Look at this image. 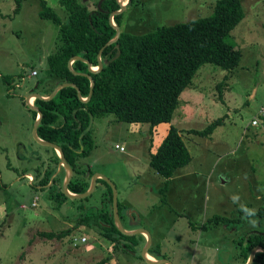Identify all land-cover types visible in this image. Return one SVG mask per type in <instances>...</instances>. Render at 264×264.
Instances as JSON below:
<instances>
[{
  "label": "rangeland",
  "instance_id": "rangeland-1",
  "mask_svg": "<svg viewBox=\"0 0 264 264\" xmlns=\"http://www.w3.org/2000/svg\"><path fill=\"white\" fill-rule=\"evenodd\" d=\"M45 1L62 21L67 20L57 0ZM77 1L93 10L102 0ZM216 1L120 0L124 9L117 26L120 32L146 33L211 15ZM239 1L244 17L226 37L241 53L234 67L227 70L211 62L202 63L192 84L178 96L170 121L151 129L146 122L120 121L112 113L93 116V147L80 158V163L92 171L90 183L97 173L115 187L121 223L122 206L129 199L136 224L148 227L151 231L147 233L154 238L151 225L145 221L146 209L158 203L157 188L165 180L149 167L148 157L171 125L180 130L191 160L168 179L164 210L158 212L161 217L156 216L153 224L157 223L161 231L168 229L166 224L171 229L154 252L183 258L185 264L201 263L206 238L210 254L220 247L203 228L194 232L186 229L188 208L195 210L190 218L197 223L213 213L237 216L234 208L238 204L264 209V0ZM14 8V0H0V264H90L107 253L110 258L106 264H147L140 255L141 248L134 252L122 245L114 250L111 241L98 234L92 220L84 221V216L103 208L104 187L97 180L92 193L82 199L48 198L50 189L62 190V178L44 188L36 186L38 172L52 171V179L63 166L54 160L53 147L33 138L32 111L26 97L55 81L46 55L55 51L61 40L58 24L38 17V0H23L16 15ZM33 68L38 71L35 75L30 73ZM4 74L14 75L11 85L3 79ZM218 117L223 121L210 134L189 132L204 129ZM253 118L257 125L251 124ZM66 173L63 167L60 176ZM233 194H239L238 203L232 202ZM172 213L176 215L168 219ZM61 231L69 232L62 237L40 234ZM75 237L86 240L76 243ZM224 248L233 259L227 244Z\"/></svg>",
  "mask_w": 264,
  "mask_h": 264
},
{
  "label": "trees",
  "instance_id": "trees-1",
  "mask_svg": "<svg viewBox=\"0 0 264 264\" xmlns=\"http://www.w3.org/2000/svg\"><path fill=\"white\" fill-rule=\"evenodd\" d=\"M22 1L14 0V15L19 13ZM38 1V17L58 24V36L61 40L58 48L46 55L48 69L56 79L53 84L50 81L38 94L46 97L60 82L70 81L74 82L81 97L85 98L89 92L90 79L82 72L89 74L94 80L92 94L87 101L78 98L73 86L61 87L51 99L34 98L33 101V106L42 113L36 133L40 139L61 147L73 169L68 186L73 194L84 193L90 185L92 171L80 163V158L88 155L93 147L90 128L93 116L112 113L117 120L146 122L151 129L159 123L170 121L178 96L192 84V77L202 63L211 62L229 70L240 59V50L226 38L244 17L239 0H217L211 15L160 26L146 33L121 31L115 40L108 44L105 43L115 34V28L109 22V15L119 10L117 0H102L93 10H88L77 0H57L63 9V18L66 13V21H62L61 17L47 6L45 0ZM120 18L121 14L113 17L118 26ZM103 45L100 53L102 67L99 69H89L81 58L73 60V69L69 66V60L75 55L86 58L91 66H96L97 53ZM33 70L35 75L37 69ZM14 78L12 74L3 75L8 86ZM32 114L35 121L37 112L32 110ZM222 121L223 117H218L204 129L193 128L189 132L208 135ZM54 160L56 163L60 160L55 150ZM190 160L191 155L181 138L180 130L171 125L163 140L148 157L149 167L165 178V184L159 190L161 195L164 196L168 179L175 170ZM39 174L41 177L36 186L44 188L50 182L52 171L38 172L36 177ZM56 180L57 178L53 177L51 184ZM97 182L104 187L101 202L103 208L84 216V221L92 220L95 227H98V234L111 241L112 249L119 250L122 245L133 249L132 244H136L135 239L140 235L123 234L118 229L112 215L111 188L101 178H97ZM59 197L68 198L61 188L59 192L55 189L48 191L49 199L55 200ZM163 199L165 201L164 197ZM119 208L118 203V212ZM244 215V211H240L237 217L213 215L208 218V222L236 221ZM68 232L40 234L62 237ZM122 240H129L131 243H122ZM254 245L264 247L263 231L247 232L241 237L239 252L242 262H245ZM151 248L152 246L147 251ZM109 258L110 254L107 253L90 264H106ZM254 261L264 264V250H255L252 262Z\"/></svg>",
  "mask_w": 264,
  "mask_h": 264
},
{
  "label": "crops",
  "instance_id": "crops-1",
  "mask_svg": "<svg viewBox=\"0 0 264 264\" xmlns=\"http://www.w3.org/2000/svg\"><path fill=\"white\" fill-rule=\"evenodd\" d=\"M32 70L33 69H31V71H30L31 74H33ZM37 73H38V71H37ZM23 78H22V80H23ZM12 81H14V80H12ZM28 96L26 97V99L28 98ZM29 100L31 101V104H32L34 101V97H31ZM30 110L32 111V109H30ZM33 123H34V120H33V114H32V120H31L32 126H33ZM54 150L58 155L59 154L58 151L56 149H54ZM123 151H125V149ZM57 165H58V163H57ZM57 165H56V167H57ZM61 170H62V168L57 169V171H59V175L56 177L57 180L61 179V178H63L62 180H65V178H66V175L60 176ZM28 175H29V177H32L30 174H28ZM40 177H41L40 174L37 175V178H40ZM161 178H163V177H161ZM163 179L165 180V178H163ZM164 180H163V183H164ZM49 185H51V179H50V182L48 183L47 186H49ZM163 186H160L157 188L158 203L151 204L149 206V208L146 209V215H148V216L145 218V221L151 225L152 232L154 234V238H150V236H149L150 243H149V245L145 251V256L150 260H155L157 258L167 257V256H160L158 253L154 252L155 251L154 247H157V245L164 242V239L166 238V236H165L166 232L169 229H171V226L169 224H166L168 226V229L165 231H161L158 228L157 223L153 224V220H155L156 216L161 217V215L158 214V212L164 210L163 208H164L165 204L163 202V200H164L163 195H161L159 193V190L161 188H163ZM166 192H167V190H166ZM261 204L264 205V198H262ZM240 205L241 204H238V206H236V207L234 206L235 208L233 207L235 209V211L238 210V214L240 211H243L241 209ZM243 205L247 206L248 204L246 203ZM131 207H132V205L129 204V199H125L124 205L122 206V226L126 232H132V231L136 230L137 227L139 228V226L136 224L137 220L135 219V210H132ZM247 208H248V206H247ZM256 209L257 210H255V211H258L259 213L262 212V213L256 214L254 217H246V215H244L239 220H236V221H224V222L220 221V222H214V223L208 222L207 221L208 218H203L201 220V223H197V221H193L190 218L191 213L194 212L195 210L188 208L186 210V212H187L186 215L189 219L187 221L186 229L190 232H194L195 229L203 228L207 237H213L214 239H216V241H219L218 245H220V247L218 249L214 248L215 252L213 254H210L208 252L209 241L206 238V244L204 246L205 247L204 255L200 258V260L198 262L201 261L200 264H244L247 261L249 255H248L247 259L245 260V262H242V260H241L242 255L239 252L240 251V239H241V237L247 232H254V231H263L264 232V209L259 208V207ZM165 213H166L165 214V220H166V217L168 216V210ZM138 215H139V213H138ZM175 215H176L175 213H172V215H169L168 219L174 218ZM213 215L229 216V215H223V214H219V213H213L211 216H213ZM237 216L230 215L229 217H237ZM249 219H255V221H256L255 226H253L252 224L249 223V221H248ZM141 228H143L146 232L147 231L149 232V230H150L146 226H141ZM134 234L140 235V236H137L135 239L137 241L136 244L135 245L132 244L133 249H134L132 251L135 252V250L137 248H141L144 245V243L146 242V235L142 232L134 233ZM134 234H128V235H134ZM148 234H150V233H148ZM175 239H177V238H175ZM125 242L127 244L131 243V241H129V240H125ZM151 242H153L154 245H151L152 244ZM224 244H227L228 249L232 252L231 254L233 255V259L230 260L228 258L230 253L224 248ZM150 246H152V248L148 252L147 250ZM124 248H126V247H124ZM167 258L173 264H185V259H183V258H179V257L178 258L167 257ZM144 261H145V259H144ZM145 262L147 264H160V262L159 263H153V262H148V261H145ZM161 263H164V262H161ZM166 264H168V263H166ZM250 264H253V262H251ZM261 264H263V263H261Z\"/></svg>",
  "mask_w": 264,
  "mask_h": 264
},
{
  "label": "water",
  "instance_id": "water-1",
  "mask_svg": "<svg viewBox=\"0 0 264 264\" xmlns=\"http://www.w3.org/2000/svg\"><path fill=\"white\" fill-rule=\"evenodd\" d=\"M101 2V1H100ZM100 2L98 3L97 6H99ZM117 3L119 5V10L116 11V12H113L112 14L109 15V22L110 24L115 28L116 32H115V35L110 38L105 44H108L109 42L113 41L117 35L119 34L120 32V28L113 23V17L115 15H118L122 12V10L124 9V6L122 5V3L120 2V0H117ZM104 44V45H105ZM104 45L102 47H100L98 53H97V58H98V63L96 66H91V63L86 59V58H83L82 56H79V55H75L73 57H71V59L69 60V66L72 68V62L75 58H81L83 59L87 65H88V68L91 69V70H97L99 69L100 67H102V61H101V57H100V53L102 51V48L104 47ZM73 69V68H72ZM75 71V70H74ZM83 74H86L89 79H90V86H89V92H88V95L87 97L83 98L81 97V94L79 92V89L78 87L74 84V82H70V81H63V82H60V84H58L54 90L46 97H43V96H40L38 93H32L28 96V98L26 99V104H27V107L32 109V110H35L37 112V117L34 121V124H33V128H32V135H33V138L39 142L40 144H44V145H48V146H51L53 147L54 149H56L58 151V156H59V165L60 166H63L65 167V170H66V178L65 180H63V184H62V193L65 194L68 198L70 199H82V198H85L87 197L88 195H90L92 193V191L94 190L95 188V184H96V180L97 178H102L103 180H105V182L107 183V185L111 188V196H112V215H113V219L115 221V224L116 226L118 227V229L124 233V234H134V233H139V232H142L146 235V242L144 243V245L141 247L140 249V255L145 259V261H148V262H153V263H161V262H164V263H168V264H172V262L167 259V258H157L155 260H150L148 259L146 256H145V251L150 243V238H149V234L143 229V228H137L136 230L132 231V232H126L122 226V223L118 217V203H117V195H116V189L115 187L112 185V183L110 182V180H108L107 178L95 173L91 179V183L89 185V188L87 189V191H85L84 193L82 194H72L69 189H68V186L71 182V178L73 176V169L71 167V165L69 164V162L67 161L66 157H65V154H63V151L61 149V147L53 142H49V141H44L42 139H40L36 133V129H37V126L39 124V121H40V118L42 116V113L41 111L33 106L30 102V98L33 96L34 98H42V99H51L55 92L57 90H59L61 87H65V86H73L76 88V91H77V96L78 98H80V100L82 101H87L90 97H91V94H92V89H93V85H94V80L93 78L85 73V72H82ZM62 167V168H63ZM257 249H261V250H264V247L261 246V245H254L251 249H250V252H249V257L247 259V261L244 263V264H250L252 261H253V257H254V252L255 250Z\"/></svg>",
  "mask_w": 264,
  "mask_h": 264
},
{
  "label": "clouds",
  "instance_id": "clouds-1",
  "mask_svg": "<svg viewBox=\"0 0 264 264\" xmlns=\"http://www.w3.org/2000/svg\"><path fill=\"white\" fill-rule=\"evenodd\" d=\"M231 199H232L233 203H238L240 200L239 194H233ZM240 207L245 212L246 217H254L255 216V214H256L255 209H249V208H247L246 205H243V204H241ZM249 223L252 224L253 226H255L256 221H255V219H249Z\"/></svg>",
  "mask_w": 264,
  "mask_h": 264
},
{
  "label": "built area",
  "instance_id": "built-area-1",
  "mask_svg": "<svg viewBox=\"0 0 264 264\" xmlns=\"http://www.w3.org/2000/svg\"><path fill=\"white\" fill-rule=\"evenodd\" d=\"M32 72L35 73V70H32ZM257 123H258L257 119L253 118V119L251 120V124H252V125H256ZM115 147L118 148V149L121 150V151L124 150L123 147H121V146H119V145H117V144H115ZM85 240H86L85 237H82V238H76V237H75V238H74V241H76V242H78V241L83 242V241H85Z\"/></svg>",
  "mask_w": 264,
  "mask_h": 264
}]
</instances>
